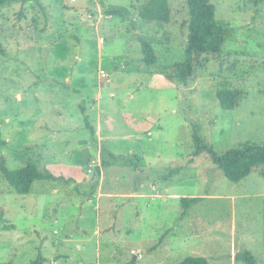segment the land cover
Instances as JSON below:
<instances>
[{"label": "rangeland", "instance_id": "1", "mask_svg": "<svg viewBox=\"0 0 264 264\" xmlns=\"http://www.w3.org/2000/svg\"><path fill=\"white\" fill-rule=\"evenodd\" d=\"M147 1L0 7V158L52 175L18 194L0 171L1 263L246 264L233 258L246 249L264 264L257 167L232 182L210 153L194 154L192 135L217 155L264 143V3L210 0L227 24L221 51L181 84L163 72L183 57L186 0H167V22L138 16ZM110 5L127 16L106 14ZM140 36L156 63L143 62ZM224 79L245 93L233 109L215 95Z\"/></svg>", "mask_w": 264, "mask_h": 264}, {"label": "trees", "instance_id": "2", "mask_svg": "<svg viewBox=\"0 0 264 264\" xmlns=\"http://www.w3.org/2000/svg\"><path fill=\"white\" fill-rule=\"evenodd\" d=\"M8 1L28 0H0V7ZM254 5L264 3V0H251ZM188 10L187 22V39L183 49V57L180 61L172 64L168 71L163 75L170 81L185 84L194 75L195 67L201 64L204 55L219 54L221 44L224 40L225 29L227 24L218 21L215 18L214 6L210 0H186ZM105 13L109 15L127 16L128 10L122 6H107ZM138 16L143 20H153L159 22H167L169 19V7L167 0H148L138 10ZM142 60L150 65L156 63L158 57L150 44L143 37H139ZM5 51L0 44V54ZM216 98L219 105L223 109H233L245 95L241 88L235 87L234 83L224 79L216 90ZM91 134L94 130L89 125ZM195 144L194 154L207 151L214 164L222 171L225 178L232 182H238L250 174L254 167H257L259 175L264 180V143L243 142L237 147L225 150L220 155L214 153L212 148L198 137L196 132L192 133ZM2 143V142H1ZM0 171L2 177L18 194H26L34 180L48 179L52 175L49 171H41L37 165L31 161H27L23 166L7 170L4 165V159L0 158ZM199 197H181L180 202L184 208L196 203ZM5 228H12L7 225ZM161 239L159 240V242ZM154 245L153 247H155ZM152 247V248H153ZM234 260L244 262L246 264H255L256 259L249 250H241L233 255ZM39 260L31 261L29 264H37ZM0 264H11L1 263ZM176 264H209L203 256H187Z\"/></svg>", "mask_w": 264, "mask_h": 264}, {"label": "built area", "instance_id": "3", "mask_svg": "<svg viewBox=\"0 0 264 264\" xmlns=\"http://www.w3.org/2000/svg\"><path fill=\"white\" fill-rule=\"evenodd\" d=\"M100 75H101L102 77L106 76V74H105L104 71H100Z\"/></svg>", "mask_w": 264, "mask_h": 264}, {"label": "crops", "instance_id": "4", "mask_svg": "<svg viewBox=\"0 0 264 264\" xmlns=\"http://www.w3.org/2000/svg\"><path fill=\"white\" fill-rule=\"evenodd\" d=\"M134 195H136V194H134Z\"/></svg>", "mask_w": 264, "mask_h": 264}]
</instances>
